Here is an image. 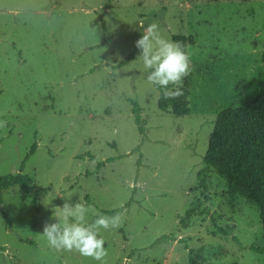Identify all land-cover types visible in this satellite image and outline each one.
Instances as JSON below:
<instances>
[{
  "label": "rangeland",
  "instance_id": "1",
  "mask_svg": "<svg viewBox=\"0 0 264 264\" xmlns=\"http://www.w3.org/2000/svg\"><path fill=\"white\" fill-rule=\"evenodd\" d=\"M151 23L193 40L187 117L158 110L137 60ZM263 52L264 0H0V176L36 145L22 172L33 192L2 193L0 264H100L39 235L66 201L126 205L118 228L100 229L107 264H264L249 250L262 246L256 208L229 203L213 170L203 189L198 177L217 114L256 97Z\"/></svg>",
  "mask_w": 264,
  "mask_h": 264
},
{
  "label": "trees",
  "instance_id": "2",
  "mask_svg": "<svg viewBox=\"0 0 264 264\" xmlns=\"http://www.w3.org/2000/svg\"><path fill=\"white\" fill-rule=\"evenodd\" d=\"M103 31L106 32L103 21ZM172 41L179 42L187 51L188 45H193L192 38L173 36ZM134 58L129 54L114 68H122ZM264 62V52L262 53ZM174 86L169 85V88ZM157 108L160 112H171L176 118L187 117L190 109L187 103L188 89L183 86V95L177 99H164L163 89L157 85ZM257 95L249 104L243 107H228L219 112L214 120L213 129L208 139L207 150L202 157L205 168L198 173L199 189L205 185V173L211 169L225 182L229 203L241 198L258 212L262 226V246L249 247V250L264 257V76L259 79L256 88ZM131 103V112L139 133H143L140 107L134 101ZM36 145H32L28 154L20 164L17 174L0 176V204L2 193L13 187H18L24 195L33 192L29 177L22 174L25 163L34 154ZM111 161V160H108ZM107 161V162H108ZM104 164L98 165V170ZM126 205L111 211H102L100 214L112 216L122 213ZM190 217V212H187ZM95 217L92 219V221ZM189 264H199L190 259Z\"/></svg>",
  "mask_w": 264,
  "mask_h": 264
},
{
  "label": "clouds",
  "instance_id": "3",
  "mask_svg": "<svg viewBox=\"0 0 264 264\" xmlns=\"http://www.w3.org/2000/svg\"><path fill=\"white\" fill-rule=\"evenodd\" d=\"M140 26L143 35L135 42V46L140 50L137 60L142 61L147 70V82L162 88L164 99L179 98L184 94L183 80L191 71L190 53L179 42L164 38L156 23L147 27L143 24ZM169 85L174 87L169 88ZM6 125V120H0V128ZM89 212L95 215L91 223L87 222ZM53 217L56 222H45L43 231L39 234L50 249L57 252L75 251L100 264H107L105 258L108 251L99 234L100 229L118 228L122 223L121 213L107 216L96 213L94 208L80 201L74 205L66 201L54 209Z\"/></svg>",
  "mask_w": 264,
  "mask_h": 264
}]
</instances>
